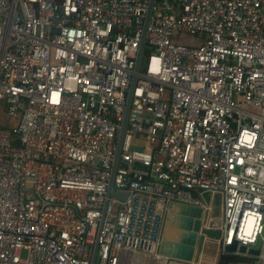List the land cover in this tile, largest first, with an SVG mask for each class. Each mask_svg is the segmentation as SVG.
<instances>
[{"label":"built area","instance_id":"built-area-1","mask_svg":"<svg viewBox=\"0 0 264 264\" xmlns=\"http://www.w3.org/2000/svg\"><path fill=\"white\" fill-rule=\"evenodd\" d=\"M149 2L0 0V264H166L139 208L214 195L264 264V0H153L108 196Z\"/></svg>","mask_w":264,"mask_h":264},{"label":"water","instance_id":"water-1","mask_svg":"<svg viewBox=\"0 0 264 264\" xmlns=\"http://www.w3.org/2000/svg\"><path fill=\"white\" fill-rule=\"evenodd\" d=\"M152 4L153 0H150L143 24L142 38L134 67V75L130 79L127 92L125 111L121 122V128L117 137L116 151L111 170L110 183L108 186V196L112 195L120 200H125L126 194L118 193L112 188V179L118 163L121 143L127 124L128 111L136 82L135 74L139 72V65L144 46V36L150 19ZM134 208L133 214L136 212V206H134ZM139 211V222L143 221V217L145 218L144 223L146 227L144 228V234H142L143 237L147 236L148 226L150 222L153 221V228L149 238L151 241L156 243L155 248L158 255L168 257L171 260L179 261L184 264H190L192 260H195L199 254V250L204 246V242L208 233L207 231L203 233L205 234V237L201 233V208L181 204H171L167 207L164 213L153 214V202H150L147 209L145 205H142L139 208ZM133 218L134 217H132V220ZM207 219L210 221V227L215 230V232L219 233L217 229L220 227L221 220L220 195H214L212 197ZM217 236L219 238V234ZM260 246L261 241L258 239L256 243L254 245H250L248 249H246L244 246H241L239 247V250L240 252H245L247 250L249 254L256 255L259 252ZM235 248L236 243L226 246L225 252L229 254L233 252ZM218 255L221 256L220 249Z\"/></svg>","mask_w":264,"mask_h":264},{"label":"crops","instance_id":"crops-1","mask_svg":"<svg viewBox=\"0 0 264 264\" xmlns=\"http://www.w3.org/2000/svg\"><path fill=\"white\" fill-rule=\"evenodd\" d=\"M208 217V216H207ZM209 229L207 230V237L204 242V246L199 250L198 256L195 258V260H198L202 262L203 264H222L221 258L223 255H218L219 252V238L217 235L212 234V232H215L210 227V221L207 219ZM218 230V229H217ZM136 264H142V263H148V264H157V258L154 256H148L150 257V261L148 258H138L137 255L134 256ZM166 264H184L179 261L175 260H169L166 262Z\"/></svg>","mask_w":264,"mask_h":264},{"label":"rangeland","instance_id":"rangeland-1","mask_svg":"<svg viewBox=\"0 0 264 264\" xmlns=\"http://www.w3.org/2000/svg\"><path fill=\"white\" fill-rule=\"evenodd\" d=\"M6 123V120L4 119V117L0 114V125H4ZM9 124L8 125H11V121L10 122H8ZM205 200L206 201H209V199H208V196H205ZM161 210H159L158 211V214H160L161 212H160ZM212 234H215V235H218L219 233H217V232H212ZM21 257L22 258H24L25 257V252L24 251H21ZM227 264H252V261H250V260H242V258L241 259H239V260H235V261H229Z\"/></svg>","mask_w":264,"mask_h":264},{"label":"trees","instance_id":"trees-1","mask_svg":"<svg viewBox=\"0 0 264 264\" xmlns=\"http://www.w3.org/2000/svg\"><path fill=\"white\" fill-rule=\"evenodd\" d=\"M241 258L236 257V256H232V255H223V257L221 258V262L222 264H227L229 261H235V260H239ZM242 260H244V258H242ZM247 260V259H245Z\"/></svg>","mask_w":264,"mask_h":264}]
</instances>
